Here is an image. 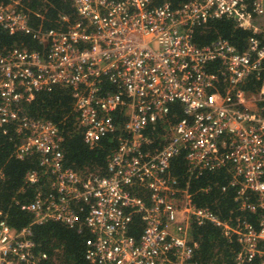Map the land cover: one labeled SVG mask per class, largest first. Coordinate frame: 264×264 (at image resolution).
Segmentation results:
<instances>
[{
	"label": "built area",
	"instance_id": "2783aa9c",
	"mask_svg": "<svg viewBox=\"0 0 264 264\" xmlns=\"http://www.w3.org/2000/svg\"><path fill=\"white\" fill-rule=\"evenodd\" d=\"M155 1L70 0L76 18L63 31L33 29L18 1L0 4V30L32 35L41 46L0 53V134L18 138L16 159L37 155L50 188L20 210L32 215L30 225H85L91 264H195L192 227L206 223L235 238L234 264H264V84L256 95L241 86L264 72V0H189L177 8ZM230 16L252 30L243 52L221 37L205 46L192 42L195 28ZM55 85L71 90L88 148L116 132L115 116L123 115L105 176L63 167L56 126L22 113L35 93ZM175 103L186 117L150 151L144 131L165 121ZM181 151L191 175L231 168L237 207L260 212L258 230L239 218L223 223L196 206L188 186L171 174L170 161ZM25 180L37 183L38 172ZM134 215L144 224L138 239L127 235ZM34 250L29 227L16 231L0 218V264L48 261Z\"/></svg>",
	"mask_w": 264,
	"mask_h": 264
},
{
	"label": "trees",
	"instance_id": "16d2710c",
	"mask_svg": "<svg viewBox=\"0 0 264 264\" xmlns=\"http://www.w3.org/2000/svg\"><path fill=\"white\" fill-rule=\"evenodd\" d=\"M16 1L17 9L30 17L33 29L41 27L43 30L63 31L76 18L70 0H0V4L8 5ZM187 1L189 0H156L155 4L164 2L171 8H177ZM252 36L251 29L239 27L235 17L230 16L209 21L195 28L192 42L197 46H205L221 37L241 53ZM261 42L264 44V39ZM12 48L41 50V46L32 35L21 33L10 35L0 30V53ZM215 67L216 65L210 70ZM261 84H264V72L259 79L249 77L241 86L244 91L256 95ZM22 113L32 119L50 121L56 126L62 138L60 148L63 154V167L70 168L82 176L89 173L102 176L107 174L106 160L116 150L118 138L122 136L123 115L120 114L118 118L115 116L116 132L104 136L94 148H88L83 143L82 128L77 123V112L69 88L55 85L49 90L35 93L32 101L23 104ZM185 117L182 106L175 103L170 106L165 121L149 125L144 131V135L153 141L149 150L159 149L168 138L169 128ZM17 142L18 138L13 134L10 136L0 134V171L4 176L0 181V218L3 217L8 226L16 231L30 228V239L35 243L34 253L47 255L48 261L42 264H91L85 259V243L91 237L85 225L70 228L53 221L42 225H30L32 215L20 210L21 204L33 201L38 193L46 194L50 188L47 175H43L44 171L39 166L37 155L26 156L23 160L13 156ZM170 168L178 186H188L196 206L208 208L223 223L234 222L239 218L258 230L260 212L256 214L242 212L237 207L235 201L237 187L231 186L232 173L229 166L191 175L185 160V151H181L171 159ZM32 171L39 174L38 182L33 184L25 180L26 174ZM139 194L146 200L147 192ZM250 200L254 201L252 194ZM84 216L85 211L80 213L81 221ZM143 225L141 217L134 215L127 228V235L138 239ZM192 228L194 238L198 242L193 258L195 264H234V257L240 249L234 237H226L220 227L210 223ZM259 248L264 249V243L261 242ZM253 264L258 263L254 261Z\"/></svg>",
	"mask_w": 264,
	"mask_h": 264
}]
</instances>
